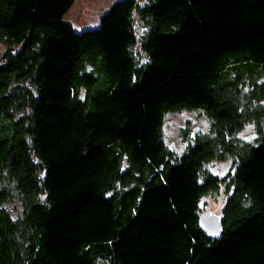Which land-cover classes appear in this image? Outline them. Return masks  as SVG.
Wrapping results in <instances>:
<instances>
[{
	"label": "trees",
	"instance_id": "1",
	"mask_svg": "<svg viewBox=\"0 0 264 264\" xmlns=\"http://www.w3.org/2000/svg\"><path fill=\"white\" fill-rule=\"evenodd\" d=\"M74 1L0 0V264H264V0H121L82 31ZM183 109L210 129L177 153Z\"/></svg>",
	"mask_w": 264,
	"mask_h": 264
},
{
	"label": "rangeland",
	"instance_id": "2",
	"mask_svg": "<svg viewBox=\"0 0 264 264\" xmlns=\"http://www.w3.org/2000/svg\"><path fill=\"white\" fill-rule=\"evenodd\" d=\"M121 0H75L71 8L64 15V21L71 23L76 30L82 31L96 28L101 25L102 19L107 15L112 6ZM7 50L5 45L0 46V56ZM264 106V100L262 102ZM260 121V120H259ZM261 126V124H260ZM210 129V120L197 110L183 109L168 113L164 125L165 142L174 152H181L186 144L183 134H190L191 138L204 134ZM258 121L248 122L240 131L239 137L245 142L256 141L259 137ZM264 132V124H263ZM189 135V136H190ZM231 169L230 159L215 161L211 164V170L216 174H226ZM224 197H208L203 200L202 216L207 212L220 214ZM13 209L21 208L18 199L10 205Z\"/></svg>",
	"mask_w": 264,
	"mask_h": 264
},
{
	"label": "water",
	"instance_id": "3",
	"mask_svg": "<svg viewBox=\"0 0 264 264\" xmlns=\"http://www.w3.org/2000/svg\"><path fill=\"white\" fill-rule=\"evenodd\" d=\"M201 223L206 233L220 235L222 229V214L207 212L202 216Z\"/></svg>",
	"mask_w": 264,
	"mask_h": 264
}]
</instances>
